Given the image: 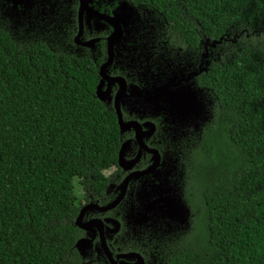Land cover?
<instances>
[{
    "label": "trees",
    "instance_id": "1",
    "mask_svg": "<svg viewBox=\"0 0 264 264\" xmlns=\"http://www.w3.org/2000/svg\"><path fill=\"white\" fill-rule=\"evenodd\" d=\"M130 1L163 52L222 39L197 77L215 101L192 158L202 213L167 263L264 264V0ZM98 81L92 57L0 17V264L76 263L78 199L105 187L120 148Z\"/></svg>",
    "mask_w": 264,
    "mask_h": 264
},
{
    "label": "flooded vegetation",
    "instance_id": "2",
    "mask_svg": "<svg viewBox=\"0 0 264 264\" xmlns=\"http://www.w3.org/2000/svg\"><path fill=\"white\" fill-rule=\"evenodd\" d=\"M0 14L16 33H28L38 18L47 40L92 57L117 116V165L104 188L85 189L78 199L75 264H168L167 242L202 213L192 158L215 101L197 81L202 72H194L220 60L215 40L163 52L147 9L130 0H0Z\"/></svg>",
    "mask_w": 264,
    "mask_h": 264
},
{
    "label": "water",
    "instance_id": "3",
    "mask_svg": "<svg viewBox=\"0 0 264 264\" xmlns=\"http://www.w3.org/2000/svg\"><path fill=\"white\" fill-rule=\"evenodd\" d=\"M83 4H84V1L82 2ZM223 38V37H222ZM222 40V39H221ZM221 40H215L214 41V43H213V45L215 46L218 42H220ZM206 54H208V51H207V53ZM112 59V52H110V56H109V61L108 62H106L104 65H103V67H107V65H109L110 63H111V59ZM209 66V60H206L205 62H203L202 64H201V69H200V71L199 72H194V73H201V72H203V71H207L208 70V67ZM101 71H102V69H101ZM103 77H105V76H103ZM103 82H104V79H102L101 80V82L98 84V86H97V96L104 102V103H106V100H107V96L105 95L108 91L107 90H104V91H102V85H103ZM176 97V96H175ZM177 98V97H176ZM182 112H183V110L182 109H180ZM184 114H187L186 112H183ZM118 114H119V123H120V128H121V132L124 130V128H125V126H124V123H123V119H122V116H121V113H120V111H118ZM125 124H127V123H125ZM128 125V124H127ZM122 152H123V149H120V162H121V160H122ZM120 164H122V163H120ZM78 244V243H77ZM79 245V244H78Z\"/></svg>",
    "mask_w": 264,
    "mask_h": 264
},
{
    "label": "rangeland",
    "instance_id": "4",
    "mask_svg": "<svg viewBox=\"0 0 264 264\" xmlns=\"http://www.w3.org/2000/svg\"><path fill=\"white\" fill-rule=\"evenodd\" d=\"M0 17H1V14H0ZM3 18V17H2ZM31 23L33 24L31 26V29L28 30V33L26 34H34L37 36H40L41 35V31L40 29H45L44 26L42 25V23H40V21L38 20V18H35V17H32L31 19ZM30 26L28 25V28ZM196 216V215H195ZM195 223V218H194V221H193V224ZM193 226V225H192ZM193 228V227H192Z\"/></svg>",
    "mask_w": 264,
    "mask_h": 264
}]
</instances>
